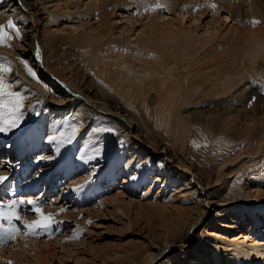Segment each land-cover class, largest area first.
<instances>
[{
  "label": "bare ground",
  "instance_id": "obj_1",
  "mask_svg": "<svg viewBox=\"0 0 264 264\" xmlns=\"http://www.w3.org/2000/svg\"><path fill=\"white\" fill-rule=\"evenodd\" d=\"M74 1L0 0L19 30L0 44V144L20 157L0 194L33 199L0 220V264H48L69 251L59 221L132 203L167 221L128 264H264V0Z\"/></svg>",
  "mask_w": 264,
  "mask_h": 264
},
{
  "label": "rangeland",
  "instance_id": "obj_2",
  "mask_svg": "<svg viewBox=\"0 0 264 264\" xmlns=\"http://www.w3.org/2000/svg\"><path fill=\"white\" fill-rule=\"evenodd\" d=\"M87 1L88 0H80L76 6L79 10H81L84 3ZM70 2L75 1L70 0ZM73 9L74 6L70 8V11ZM211 18L212 16L210 17V15L200 18L198 23H195L198 26L196 28V32H201L206 27L216 25L214 20L215 18ZM71 24H73V22L57 18L48 23V27L54 33L58 34ZM182 25L190 27L193 26V23L189 18H187L183 20ZM93 27L94 26H92V28ZM177 105L180 106L181 112H185V114L190 111L188 104L182 103L181 99L177 100ZM6 143L7 145L9 144L8 141L0 144V164L12 166L18 162L20 157L13 148L2 149V146ZM121 177L123 176L119 175L118 178L115 179L116 181H114V183L111 182L109 184V186L112 187L111 189H114L113 192H116L117 186L120 185ZM156 187L159 186L157 185ZM148 189L144 188L138 190L134 198L138 199V195L144 192L146 193ZM158 190L159 188H157V191ZM36 193L34 196H36ZM169 193L170 192H168V194ZM54 194H58V191L55 190ZM21 196L25 197L23 194H17L14 197L12 196L13 198L0 194V213L3 214V216H0L1 221H3L2 219H5L6 215L13 216L10 218H13L14 220L18 213H26L29 209L28 201H33V199L28 197L27 198L29 200L23 199L24 197ZM15 199L21 200L19 201V204H17L18 202ZM68 201L69 199H60L58 205L66 207L71 204V202ZM22 202L23 204H21ZM66 208L73 209L74 207ZM68 209L67 211H69ZM88 209H90L91 217L84 223H79L77 226L72 224L78 223V218L75 221H59V223H61V233L64 238L62 242L65 245L66 250L69 249V251L61 250L60 246L56 244L55 254H51L47 258L48 264H128L131 262V260H128V255L138 252L139 247L144 246L146 239H155L163 234V225L167 221V219H164L165 216H163L162 211H150L144 207H139L137 203H132L130 209L125 210L123 214L112 211L110 206L102 207L98 204L90 206ZM7 211L9 212L4 213ZM25 215L29 216L28 213ZM224 220L225 219L220 222H224ZM247 225L248 224L245 226ZM222 229L223 228L219 226L217 229H209L208 231L212 233H219L224 236L226 240H228V237L231 238L230 236L237 234L235 231H229L226 233V231ZM242 231L250 233V231H246L244 228ZM146 235L147 237L144 239V236ZM192 248L193 246L190 245L186 247V250L184 249V252L190 255Z\"/></svg>",
  "mask_w": 264,
  "mask_h": 264
},
{
  "label": "snow or ice",
  "instance_id": "obj_3",
  "mask_svg": "<svg viewBox=\"0 0 264 264\" xmlns=\"http://www.w3.org/2000/svg\"><path fill=\"white\" fill-rule=\"evenodd\" d=\"M213 7H215L213 5ZM6 29H11L13 31L16 32L17 35H19V30L17 29L16 24L14 23L13 20L9 19L7 21L6 25H0V44H3L6 42L7 38H8V32L6 31ZM7 70V69H5ZM28 74L29 75H34V73L31 71V69H28ZM5 86L3 85L2 82H0V89H3ZM11 95V94H10ZM7 106V105H5ZM19 107V103L16 104V108ZM6 123H9L10 126L12 127H16V123L15 121H6ZM0 131H3V129H0ZM7 179V177L4 176H0V183H3L5 180ZM29 204H32L33 201H28ZM37 212L40 211L39 208L36 209ZM0 216H3L2 213H0ZM50 226V216L49 217H43L41 218V220H37V221H33L31 224L28 225L29 228H35V227H42V228H47Z\"/></svg>",
  "mask_w": 264,
  "mask_h": 264
}]
</instances>
